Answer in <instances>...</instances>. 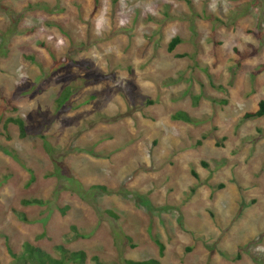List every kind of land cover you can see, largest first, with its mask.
Wrapping results in <instances>:
<instances>
[{
  "label": "rangeland",
  "instance_id": "obj_1",
  "mask_svg": "<svg viewBox=\"0 0 264 264\" xmlns=\"http://www.w3.org/2000/svg\"><path fill=\"white\" fill-rule=\"evenodd\" d=\"M262 99L264 0H0V264H264Z\"/></svg>",
  "mask_w": 264,
  "mask_h": 264
},
{
  "label": "trees",
  "instance_id": "obj_2",
  "mask_svg": "<svg viewBox=\"0 0 264 264\" xmlns=\"http://www.w3.org/2000/svg\"><path fill=\"white\" fill-rule=\"evenodd\" d=\"M182 42V38L180 36L174 37L170 44H169V51H174L178 44ZM76 90V86L69 85L66 86L59 97L57 98V105L58 108L62 109L67 105L71 96L74 94ZM94 97V95L92 96ZM264 116V99L260 100L259 107L256 111L247 112L245 114L246 118H258ZM173 119L175 120H182L189 123L196 122V118L191 116L188 112L184 110H179L173 114ZM14 123L18 126L20 131V136L22 138H27L30 131L27 127L26 120L21 116H11L6 120L5 126L7 127L8 124ZM51 149V147H49ZM205 166H208L207 163L204 162ZM31 172H33L31 170ZM193 174L199 178V173L193 170ZM34 180H36L35 175L32 173L31 179L29 184H31ZM219 187H224V184H220ZM94 188H101L107 190L108 188L103 185H95ZM25 205H44L45 201L41 198H27L23 200ZM63 212H66V209H62ZM109 213L115 217L117 214L113 211H109ZM159 248H160V255H164L165 245L159 240H156ZM60 257L55 258L51 254L42 251L40 248L34 246L30 242L25 244V249L22 254L14 253L16 257L17 264H90L89 263V254L86 250H70L65 246H59ZM97 262V264H104L98 256H94L92 258ZM126 264H160V260L157 258H150L144 260H134V259H124Z\"/></svg>",
  "mask_w": 264,
  "mask_h": 264
}]
</instances>
